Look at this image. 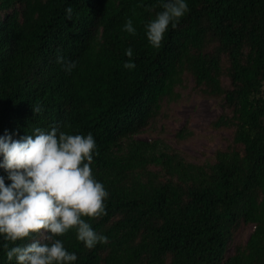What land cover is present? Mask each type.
<instances>
[{
    "label": "trees",
    "instance_id": "1",
    "mask_svg": "<svg viewBox=\"0 0 264 264\" xmlns=\"http://www.w3.org/2000/svg\"><path fill=\"white\" fill-rule=\"evenodd\" d=\"M162 2L0 0V136L52 127L93 135V175L109 195L106 215L84 219L107 243L88 249L75 229L56 237L77 255L72 264H264V0H186L190 11L155 48L146 25ZM129 19L135 35L124 30ZM180 72L232 112L218 124H233V144L214 164L137 139ZM7 175L0 168L10 185ZM246 224L254 235L229 255ZM5 243L15 246L0 235V264H17Z\"/></svg>",
    "mask_w": 264,
    "mask_h": 264
},
{
    "label": "clouds",
    "instance_id": "2",
    "mask_svg": "<svg viewBox=\"0 0 264 264\" xmlns=\"http://www.w3.org/2000/svg\"><path fill=\"white\" fill-rule=\"evenodd\" d=\"M163 11L156 14L146 25L150 44L160 48L169 25L175 28L180 19L190 11L186 0L162 2ZM72 19L73 9H66ZM124 30L135 35L131 19ZM131 58L133 49H126ZM57 63L66 71L75 67L74 62L58 56ZM126 69L136 67L126 62ZM34 114L40 113L39 105L32 106ZM96 142L91 133L69 134L56 127L45 130L35 128L32 134L14 140L11 134L0 136V168L7 171L0 176V235L5 241L15 244L7 249L9 261L17 264H72L75 253L66 250L63 237L75 229L77 239L88 249L98 243H107V237L93 230L84 217L99 218L106 215L105 200L109 193L93 175L92 162ZM35 235H44L47 243L32 240ZM31 240L27 244L18 241Z\"/></svg>",
    "mask_w": 264,
    "mask_h": 264
},
{
    "label": "rangeland",
    "instance_id": "3",
    "mask_svg": "<svg viewBox=\"0 0 264 264\" xmlns=\"http://www.w3.org/2000/svg\"><path fill=\"white\" fill-rule=\"evenodd\" d=\"M260 66L264 67V60ZM229 83L228 78H223L225 87ZM159 99L156 116L137 137L140 141L161 140L188 162L198 165L214 164L217 152L233 144V124L227 120L222 126L218 124L221 117H233L231 110L222 98L202 95L187 72H180L172 90ZM255 230L252 224L241 225L234 234L229 255L234 253L235 246L246 245Z\"/></svg>",
    "mask_w": 264,
    "mask_h": 264
}]
</instances>
